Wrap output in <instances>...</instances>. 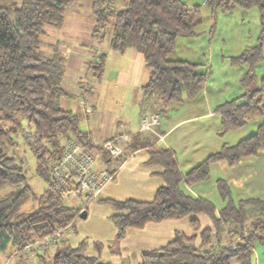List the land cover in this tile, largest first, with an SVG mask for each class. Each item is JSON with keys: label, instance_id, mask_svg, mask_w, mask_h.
I'll list each match as a JSON object with an SVG mask.
<instances>
[{"label": "trees", "instance_id": "obj_1", "mask_svg": "<svg viewBox=\"0 0 264 264\" xmlns=\"http://www.w3.org/2000/svg\"><path fill=\"white\" fill-rule=\"evenodd\" d=\"M74 1L20 0L13 10L0 6V264L12 248L27 251L28 243L71 225L79 216V208L66 204L52 187L48 162L59 157L73 137L85 139L90 147L94 145L80 127L81 115L61 105V99L70 95L63 83L64 55L39 52L50 44L46 42V27H60ZM121 2L123 5L118 6L115 0H91L95 20L92 38L101 41L110 34L115 52L134 48L142 53L151 70L143 86L147 97L155 95L165 102L194 98L203 88L207 72L200 70L197 63L173 59L170 54L179 36L194 33L192 24L198 18L200 6L184 0ZM206 3L228 10L256 5L264 23V0H206ZM246 52L240 57L250 64L243 78L246 92L219 104L216 111L223 130L242 127L258 115L255 131L235 144H224L184 174L171 149L156 145L151 131L139 132L132 136L127 152L147 147V164L162 168L156 174L164 184L151 200L99 199L114 209L110 219L117 228V241L128 228L141 229L150 222L199 213L210 217L212 225L199 234L176 231L164 246L145 250L141 264H255L256 245L264 244V199L251 197L235 203L226 179L218 178L217 189L226 204L217 213L210 200L192 196L180 186L182 182L192 185L208 179L214 162L234 165L264 147V76L258 86L252 87L254 66L264 59L263 41ZM88 64L94 75L102 78L106 54L100 53ZM23 119L32 125L28 135L23 133L25 144L35 155L36 171L48 184L40 193L29 184L28 168L14 152L19 147L17 137L22 132ZM123 157L118 158V164ZM103 159L112 161L107 154ZM27 204L31 206L27 208ZM197 221L192 219L194 225ZM34 258L36 264H112L85 255L83 245H64L53 254L38 252Z\"/></svg>", "mask_w": 264, "mask_h": 264}, {"label": "crops", "instance_id": "obj_2", "mask_svg": "<svg viewBox=\"0 0 264 264\" xmlns=\"http://www.w3.org/2000/svg\"><path fill=\"white\" fill-rule=\"evenodd\" d=\"M107 37L109 39L106 43L107 48H105ZM91 39H93L92 35ZM110 41L111 36L108 34L101 41L95 40V43L89 42L87 45L74 46L68 49V52L64 55L63 83L70 95L61 99V105L66 109L79 113L81 118H85L84 127H81V125L80 127L86 132L88 139L94 146L101 148V143L105 139L116 140V136L120 134H127L132 138L133 135L143 132L140 127V116L147 112H153L159 116V123L154 126L152 132L156 138L155 144L165 146L174 152L178 168L183 174L208 154L221 149L224 144H229L228 142L222 143L221 140H216L217 135L226 130L222 128L220 114L216 111L217 107L212 109L210 104H200L196 108L188 106L196 112L193 117L203 116L208 117L209 120V127H206L207 132L197 135L192 146L188 145L189 137L186 131L183 140L177 138L167 143L166 139L176 130V125L193 117L188 116L166 125L162 121L161 115L168 114L169 110L167 108L170 103H166L165 100L161 101L166 106V111L160 112L155 105L158 98L155 95L147 97L143 91V86L151 76V70L146 65L142 53L134 48H130L124 53L115 52L111 48ZM93 52L98 55L102 52L106 54V70L108 71V73L106 70L104 72V75L107 76L106 82H102L103 77H96L89 67L90 64L88 63L94 54ZM111 103L118 106L116 112H114ZM166 118L171 119L170 115ZM251 120V122H254L252 127L256 129L260 117L256 115ZM162 125L167 126V128L162 127ZM255 129L252 128L250 133ZM98 153L97 166L105 167L112 173L111 179L102 190L100 199L125 200L134 198L151 200L158 187L164 184L163 179L156 174L162 168L158 165L150 166L147 164L149 158L147 147L131 152H127L126 147V154L119 164L118 158L112 159L110 163L105 162L103 156L106 153L103 150H99ZM261 156L264 157V147L257 154L243 157L234 165H229L226 161L214 162L210 165L208 179L192 185L182 182L180 186L192 196H201L210 200L215 205L217 213L226 204V200L221 197L217 189L216 181L218 178L226 179L228 185L237 193V195H234L232 191V198L235 203H238L241 199L251 197L264 199V173H262L264 172L262 170L264 166L262 168L260 166L251 168L250 170L242 168L247 163L251 166L250 164L253 163L254 159L258 163L257 159ZM213 170H216L214 176L212 174ZM219 173L223 175L217 177ZM94 201L96 204L87 207V217H90L94 211V219L98 224L96 230L100 232L104 227H107L109 239L102 241V237L95 236L91 242L92 244L85 238L76 242L77 228H75L73 222L58 232L56 244L48 248V251L53 254L64 245L73 247L83 245L85 255L97 257L102 262L141 264L142 253L145 250L164 246L174 237L176 231L193 235L199 234L203 228L212 225L208 215L199 213L181 219L150 222L141 229L128 228L125 236L117 241V228L110 219L114 209L111 211L108 208L110 204L100 202L99 199L91 201L90 204ZM193 218L198 219L196 225L192 223ZM87 245L90 248H87ZM25 253L26 251H24Z\"/></svg>", "mask_w": 264, "mask_h": 264}, {"label": "rangeland", "instance_id": "obj_3", "mask_svg": "<svg viewBox=\"0 0 264 264\" xmlns=\"http://www.w3.org/2000/svg\"><path fill=\"white\" fill-rule=\"evenodd\" d=\"M184 1L190 5H199V15L197 20L192 24L194 33L188 36H179L176 41L175 49L170 54V57L173 59L189 60L199 64L198 68L202 71H206L207 77L203 88L194 98H185L179 102H166L170 103L167 108V110H169L168 114L166 115L165 113L161 115V119L166 125L188 116L193 117L196 112L194 110L192 111V108L188 106L196 108L198 107L197 105L200 104H210L213 109L217 107V105L227 100L230 101L245 93L246 86L243 83V78L245 72L249 70L250 64L247 61H243L240 57H242L244 53H247L246 51L251 50L252 47L257 45L259 41H263L264 49V23L262 22L258 6L253 5L248 9L238 6L232 10H228L221 7L213 8L212 5L206 3V0ZM19 2L20 0H0V6H5L13 10L15 7L19 6ZM115 2L118 6L123 5L121 0H115ZM11 16L13 18L14 14H11ZM94 21L91 11V0H75L74 4L67 9L64 22L60 27H46V42H50V44L42 48V51L40 49V54L47 55L59 52L65 55L68 49L74 46L87 45L89 42L95 43V40L91 39ZM108 39L109 37L105 39V48H107L106 43ZM93 53L92 56L98 55L96 52ZM106 72L108 73L107 70ZM105 76L106 74L103 75L102 82H106L107 76ZM254 76L252 87L258 86L261 83V78L264 76V59L254 66ZM111 104L114 108V112H116L118 106L113 103ZM155 105L160 112L166 111V106L161 103L160 99L157 100ZM169 115L171 119L166 118ZM84 119L85 118H81L80 120L81 127H84ZM251 121L252 120L242 127L230 128L225 132H221L217 135L216 140H221L222 143H237L242 137H246L254 132L250 133L252 128L255 129V127H252L254 122ZM22 125V132L17 137L19 147L14 149V152L20 159L24 160L25 167L28 168L27 176L29 184L33 186L37 193H40L47 188L48 184L36 171L35 155L25 144L23 133L28 135V133L32 131V125L25 119L22 120ZM162 127L167 128V126L164 125H162ZM206 127H209L208 117H193L176 125V130L166 139V142L170 143L171 140H176L177 138L183 140L186 131L189 137L188 145L192 146L193 140L196 139L197 135L207 132ZM153 130L151 132H153ZM163 144L166 145L165 143ZM257 161L258 163H256V159H254L253 163L250 164L251 166L247 163L244 167L242 166V168H244V170L258 168L259 166L262 168V166H264V157L261 156ZM96 163H98V156L96 157L95 165ZM262 170L264 171V167ZM215 173L216 170H213V176ZM219 175L223 174L219 173L217 177H221ZM229 187L232 194L233 190L231 186ZM233 193L237 195L236 192L233 191ZM94 204H96L95 201L89 204V207ZM30 206L31 204L26 205L27 208ZM108 208H110L111 211L113 210L111 205H108ZM94 215L93 211L90 217H87L88 219L81 218L80 216L76 217L74 221L75 228H77V235H75L76 242L79 239L85 238L92 244L91 242L95 236L102 237V241H107L109 239L107 227H104L100 232L96 230L98 224L95 222ZM112 227L114 226L112 225ZM88 247L90 248V246L87 245V248ZM48 250L49 249H47L46 252L52 254V252ZM34 259L24 254V251L19 252L15 248H12L9 253L7 252L4 255L2 261L3 264H19L20 262L23 264H36ZM254 261L255 264H264L263 243H257Z\"/></svg>", "mask_w": 264, "mask_h": 264}, {"label": "built area", "instance_id": "obj_4", "mask_svg": "<svg viewBox=\"0 0 264 264\" xmlns=\"http://www.w3.org/2000/svg\"><path fill=\"white\" fill-rule=\"evenodd\" d=\"M95 57L91 56L90 60L93 61ZM158 123V114L147 112L140 116L143 132L152 131ZM130 140L127 134H120L116 136V140L105 139L101 148H98L90 147L85 139L71 138L66 142L62 154L48 162L52 187L66 204L79 208L80 214L91 201L102 197V190L112 177V173L105 167L97 166V163L95 165L99 150H103L110 158L117 159L126 154ZM65 228L56 229L54 233L28 243L26 254L34 259L38 252H45L56 244L58 232Z\"/></svg>", "mask_w": 264, "mask_h": 264}, {"label": "water", "instance_id": "obj_5", "mask_svg": "<svg viewBox=\"0 0 264 264\" xmlns=\"http://www.w3.org/2000/svg\"><path fill=\"white\" fill-rule=\"evenodd\" d=\"M81 218H86L87 217V210H83L80 215H79Z\"/></svg>", "mask_w": 264, "mask_h": 264}]
</instances>
